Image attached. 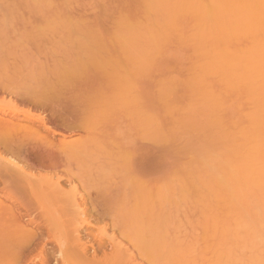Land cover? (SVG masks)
<instances>
[{"label": "rangeland", "instance_id": "1", "mask_svg": "<svg viewBox=\"0 0 264 264\" xmlns=\"http://www.w3.org/2000/svg\"><path fill=\"white\" fill-rule=\"evenodd\" d=\"M247 1L264 0H0V101L12 99L42 122L3 118L31 131L45 122L59 131L44 132L48 142L81 144L77 153L67 147L72 182L60 184L84 196L96 226L83 230L84 242L116 239L141 264H264V196L210 180L242 160L238 147L264 148L263 70L258 63L254 74L224 69L237 51L255 47L237 9ZM2 196L4 209H17ZM5 215L0 220L15 223ZM25 218L18 220L24 232L38 233ZM4 222L1 264L15 257L18 236ZM56 240L68 236L50 239L55 255ZM24 252L14 264H31L40 250Z\"/></svg>", "mask_w": 264, "mask_h": 264}, {"label": "bare ground", "instance_id": "2", "mask_svg": "<svg viewBox=\"0 0 264 264\" xmlns=\"http://www.w3.org/2000/svg\"><path fill=\"white\" fill-rule=\"evenodd\" d=\"M237 9L239 12L246 14V17L244 20L243 32L250 38L251 42L255 44V47L246 54H241L240 51H237L236 55L233 57V59H231V62L228 64H225L224 69L228 71L230 75L236 74L240 70L244 71L246 74H249V73L254 74L259 69L256 67V64L258 63L259 67L263 70L262 75H264V1H247L242 6L237 5ZM218 56L221 57L222 54ZM28 93H30V91L27 92V95ZM30 94L31 95L33 94L34 96V97H32L31 95L28 96V97L31 96V98L35 100L34 101L30 99L32 102L34 101L33 103L38 102L39 100L41 101V99H44V98H39L40 96H38L39 98L38 100V98L35 96V93H30ZM37 94L44 95L45 92L37 93ZM25 95L26 93H24V95L20 94V96H22V102L25 100V97L27 96ZM257 95H255V97H257ZM17 96L18 98L21 99L19 95ZM3 98L5 99V97ZM28 99L29 98H27L26 100ZM45 99H47V97ZM11 100L12 99H10L9 101L8 100L0 101V115H1L0 116V197L3 195L2 197H4V199L8 200V202L11 201L12 203L13 202L16 203L18 207L17 209H13V207H11V210H14V211L6 210L4 209L6 206L4 201H0V212L3 211L4 213H6L5 216L7 217L10 216L12 220L13 219L15 220L14 224H13L14 222L13 221L12 225L11 223H9L8 225L7 223L11 221L2 217L1 218L2 220H0V223L2 224V222L6 220L7 222L5 221L4 224H7L8 226L6 225L4 230L5 229L8 230L10 228L11 231L10 230L9 231L11 232V236H12V232L15 229L18 236L15 233H13V238L12 239L10 238L11 240L16 239L14 238V234H15V237H17L16 241L14 240L11 244V247L13 243L15 244L13 245V251H15L16 253L15 257L13 255L14 252H11L14 258L13 257L11 259L9 258L10 260H8V262L4 261V263L14 264L16 260L17 262L18 260L20 261L22 260L21 258H23V256H20V255L21 253H23V251L31 252L34 249L35 251L38 249V252L40 250L38 256H42L45 260H52L53 264H141L139 261H137L135 256L132 257L130 255L127 258L125 256L126 253H124L125 251H123L126 249L122 250V247H123V246L121 247L122 244L119 243L120 241L117 242L116 239H115L116 241L115 240H113V242L110 241L111 243L110 242L105 243V242L97 240L99 241L98 243L96 242L97 245L90 243L91 241L90 242L83 241L84 240L83 232H85L86 230H91V228L96 227L88 220L87 216H89V213H88L89 210L87 208L86 210L81 204V202H83L84 196L83 194L82 195L80 194L76 186L75 187L73 186L70 189L68 188L69 190H66V188L63 189V187L60 184L61 180L64 178H67L69 179V181L72 182V177L69 176L70 173H68L67 171V169L68 170L70 169L68 168L70 166H68V161H65V157L63 159V156L66 155L67 159H71L72 157L71 155L74 149H76L74 150V152L76 153L80 149L78 147H81L82 149V146H80L81 144L79 143V145H77L78 142L77 144L74 143V146L71 148L70 146L72 145L68 143H67L68 146L65 145V143L62 144L63 142H65L64 140H62V142L60 141L61 142L60 144L62 145L57 144L59 142L55 144V142H52L51 140H49L48 142L44 138L46 133L52 132L51 134L53 136V134L54 135L57 134L58 130L55 129L56 130L55 131L51 129L49 125L47 126L46 124H44L45 122L43 123V127H42L43 130L34 131V129L31 128L33 129L31 131L30 128H28L30 125L27 127L28 129L24 126L22 127L20 122H17L16 118L13 119L16 121H11L9 120V118L8 119L3 118V116L6 117L9 115H16V116H21L24 119H28L31 122L32 121L42 122V118H41L42 116L40 117V114L34 115L29 112L30 110L27 111L26 109L25 111L23 110V108L22 109L20 107L17 108L18 106L16 102H14V106H17V107L13 108V106L11 105V103L13 104V102ZM55 100L58 101L57 98ZM43 102L45 103V100ZM9 103L12 107L9 105ZM3 104H5V106H2ZM37 104L38 105L40 104L43 106L42 103L38 102ZM46 104L47 103H45V105ZM21 117L20 118L18 117V119L19 120L22 119ZM72 122L74 121L72 120ZM70 123H68V125ZM44 132L46 133L44 134ZM61 132L59 135H61ZM67 147H70V149H73L71 150L72 152L70 151L69 148H68L69 151H66L68 150ZM240 150L241 149H239L238 147V152H239L238 154L243 156L242 160L229 162L225 165L223 164V168L220 169L222 171L220 173H216V175L212 171L209 172L208 170L209 175L207 176L208 173L205 171L207 173V174L205 173V176L209 178L212 172V174L214 175L210 176V180L224 179L226 190L230 192L233 191L236 193L244 192L247 190H252V191H255L259 195V197L262 198L264 196V148L262 147L260 148L256 146L245 152H243L244 150L242 149L243 151L241 152L243 153H241ZM67 152H68V155L71 153V155H69L70 158H68ZM146 158L147 157L142 158V159L145 160ZM18 160H21L23 162H20ZM135 160H133L134 162H131V165L133 167L137 163H139L137 160H136L137 161L136 163ZM144 162L146 166L147 161H144ZM144 162L141 161L140 164ZM143 165L144 164H142V167ZM139 166L141 167V165ZM142 167L139 169H142ZM146 167H147L146 169L148 170L149 169L148 166ZM137 169H138V166H137ZM33 170H34V173H33ZM39 170H42V171L44 170L45 173H43L44 171L43 172L41 171V173H43L41 175ZM35 171H38L37 175L35 174L36 173ZM46 171H47V175H44L46 174ZM142 171H144V168ZM58 172H63L66 176L65 175L59 176ZM38 174H40L41 176ZM147 174H144V175H147ZM144 178L146 177L144 176ZM143 183L144 184L146 183L145 180L143 181ZM49 204L53 205L54 210L51 211L52 213L50 212L47 215H43L44 216L43 218H36L34 212L35 213L36 212L40 213L41 211L43 212L44 208L48 206ZM8 207L6 208L8 209ZM105 211L106 210L101 209L100 212H97V208H96V214L99 213L98 215H100V217L102 215L103 218H104V214H107L105 213ZM4 213L3 214L0 213V215L3 216ZM98 215L96 218H99ZM21 216L22 217L25 216L26 217L25 219L27 220L29 219L30 222L33 223V225L38 226L40 228L38 230V233L37 232L35 233V230H34V233H30L29 231L26 232V230L24 232L25 227L22 226V222L21 223L18 222V220L20 221L22 220L20 219ZM11 218L9 219L11 220ZM17 223L21 224L20 227H23V229L21 228L23 231L20 229V227H18ZM13 225H14V229H13ZM10 226H12V229ZM98 227L100 228L99 230L102 229V227L97 225V228ZM2 229H3V224H2L1 230ZM103 229L101 231L102 233H104ZM27 230L29 229L27 228ZM105 232L107 231L105 230ZM1 233L6 235L4 231H2ZM59 233L66 234L68 236V240L66 242H57L56 240L57 242L56 248L54 249L52 247V250L54 249L56 251L55 252L56 255L51 254L49 251L50 248L48 247L50 239L53 238L54 236L56 237V235ZM8 236H10V234ZM6 238L7 237H5V241H6ZM3 240H4L3 238L0 240V244L4 242ZM8 242H10L9 238H8ZM5 243L6 242H4V244ZM4 246L2 245L3 248ZM2 247H0V251ZM88 247H91L92 250L89 251L90 249ZM25 252L24 254L26 255ZM8 254L9 253L7 252V256L9 257L10 254L9 255ZM31 254H34V252L33 253L31 252L30 255ZM30 259L31 258L27 260H30Z\"/></svg>", "mask_w": 264, "mask_h": 264}, {"label": "snow or ice", "instance_id": "3", "mask_svg": "<svg viewBox=\"0 0 264 264\" xmlns=\"http://www.w3.org/2000/svg\"><path fill=\"white\" fill-rule=\"evenodd\" d=\"M31 264H53L52 260H45L42 256H37Z\"/></svg>", "mask_w": 264, "mask_h": 264}]
</instances>
